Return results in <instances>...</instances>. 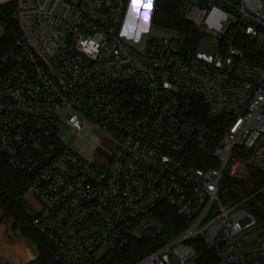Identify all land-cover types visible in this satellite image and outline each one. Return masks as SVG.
<instances>
[{
  "label": "built area",
  "instance_id": "built-area-1",
  "mask_svg": "<svg viewBox=\"0 0 264 264\" xmlns=\"http://www.w3.org/2000/svg\"><path fill=\"white\" fill-rule=\"evenodd\" d=\"M15 3L17 31L0 55V155L29 177L33 225L62 264H100L106 251L161 238L167 206L186 227L134 264H197L193 239L219 264H264V231L243 237L258 224L254 195L221 196L226 176L264 172V0H194L184 16L201 31L195 50L180 36L136 49L156 0ZM238 36L258 41L262 63ZM213 41V54L199 52ZM205 111L226 125L210 128ZM65 132L101 133L105 166ZM191 149L217 166H193Z\"/></svg>",
  "mask_w": 264,
  "mask_h": 264
},
{
  "label": "trees",
  "instance_id": "trees-1",
  "mask_svg": "<svg viewBox=\"0 0 264 264\" xmlns=\"http://www.w3.org/2000/svg\"><path fill=\"white\" fill-rule=\"evenodd\" d=\"M15 13V0L0 3V23L6 30L4 38L0 40V55L12 43L16 34ZM152 22L176 32L184 39L186 46L192 50H195L201 42V31L193 22L185 18L184 7L180 0H156ZM235 44L244 51L249 62L262 63L263 54L257 40L238 36ZM198 118L214 130L226 125V120L209 116L206 111L201 113ZM189 156L190 163L195 167L217 166L210 153L191 149ZM248 171V177L242 180L226 176L224 183L227 190L221 196L223 201L238 202L253 194L248 206L264 229V196L257 193L264 186V172L253 167H250ZM28 183L29 177L17 172L8 160L0 155V226L5 220L11 219L14 226L20 227L24 234L32 238L37 247V257L31 261L33 264H62L57 258V252L52 244L33 227V218L29 215L25 203ZM160 217L164 225L161 238L151 241H133L124 249L106 251L100 258V264H134L156 249L162 239L174 237L186 227V222L181 220L168 206L160 213ZM191 243L200 253L196 261L197 264H219L215 253L208 250L202 241L193 239Z\"/></svg>",
  "mask_w": 264,
  "mask_h": 264
},
{
  "label": "rangeland",
  "instance_id": "rangeland-1",
  "mask_svg": "<svg viewBox=\"0 0 264 264\" xmlns=\"http://www.w3.org/2000/svg\"><path fill=\"white\" fill-rule=\"evenodd\" d=\"M14 0H0V3L11 2ZM71 3H77L79 0H67ZM184 10L189 8L194 0H180ZM178 34L174 31L167 30L152 22L149 32H144L141 37V41L135 43L137 50L144 49L148 40L161 37H175ZM216 51V42L202 43L199 47L201 54H213ZM65 141H69L72 146L76 148L86 158L93 161V163L103 168L108 158V153L111 148V144L107 143L104 136L98 132H80V133H67L63 134ZM227 190L224 181L221 183V193H225ZM25 203L27 205V211L29 215L34 219L40 213V205L36 198L30 194L25 195ZM34 227V225H33ZM35 228V227H34ZM264 229L258 222L257 226L250 230L248 234L243 237L245 240H251L263 232ZM0 264H33L32 260H27L30 253L37 252V247L31 237L24 234L22 229L18 226H14V222L11 219L5 220L0 226ZM7 260V261H5Z\"/></svg>",
  "mask_w": 264,
  "mask_h": 264
},
{
  "label": "crops",
  "instance_id": "crops-1",
  "mask_svg": "<svg viewBox=\"0 0 264 264\" xmlns=\"http://www.w3.org/2000/svg\"><path fill=\"white\" fill-rule=\"evenodd\" d=\"M105 139V141L107 142V143H110V141L108 140V139H106V138H104ZM1 235V234H0ZM37 255V252H35V253H30V255H29V257L27 258V260H33V258H34V256H36ZM5 261H7V260H5Z\"/></svg>",
  "mask_w": 264,
  "mask_h": 264
},
{
  "label": "snow or ice",
  "instance_id": "snow-or-ice-1",
  "mask_svg": "<svg viewBox=\"0 0 264 264\" xmlns=\"http://www.w3.org/2000/svg\"><path fill=\"white\" fill-rule=\"evenodd\" d=\"M133 2H135V0H133Z\"/></svg>",
  "mask_w": 264,
  "mask_h": 264
}]
</instances>
